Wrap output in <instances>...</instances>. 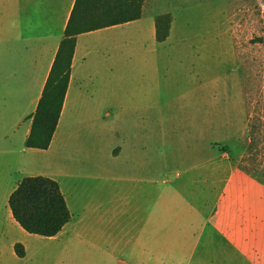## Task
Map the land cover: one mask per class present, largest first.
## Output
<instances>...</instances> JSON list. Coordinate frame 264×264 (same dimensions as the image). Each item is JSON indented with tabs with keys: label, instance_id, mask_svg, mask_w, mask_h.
I'll return each instance as SVG.
<instances>
[{
	"label": "rangeland",
	"instance_id": "374dc122",
	"mask_svg": "<svg viewBox=\"0 0 264 264\" xmlns=\"http://www.w3.org/2000/svg\"><path fill=\"white\" fill-rule=\"evenodd\" d=\"M160 14L170 39L192 46L175 43L168 57L136 22L106 31L125 60L120 93L111 46L108 101L74 105L58 148L28 155L26 171L55 172L103 204L98 215L124 201L142 264H264V0H145L144 20ZM6 104L0 150L21 141Z\"/></svg>",
	"mask_w": 264,
	"mask_h": 264
},
{
	"label": "crops",
	"instance_id": "0c3cea01",
	"mask_svg": "<svg viewBox=\"0 0 264 264\" xmlns=\"http://www.w3.org/2000/svg\"><path fill=\"white\" fill-rule=\"evenodd\" d=\"M75 1L0 0V102L7 103V110L12 115L16 112L10 124L14 132H20L21 140L19 147L11 145L0 150V264H142V248H136L134 241L142 238L143 234L126 231L124 201L120 205L118 199L117 205H112L114 214L98 215V211L104 209L103 204H94L76 196V189L59 183V176L55 172L50 173V176L45 175L56 178L71 212L70 221L51 237L25 231L13 218L8 206L10 193L23 177L45 174L26 171L28 165H25V161L33 152L50 155L58 148L62 129L74 105L79 104L82 111L93 112L95 106L108 101V96L102 95L108 83L109 67L106 68V65L113 52L118 54V58L113 63L112 74L120 93L125 60L120 58L119 42L104 37L106 31L116 33L114 27L136 22L137 28L134 30H142L143 36H146L143 44L150 42L155 53L162 50L168 57L175 43L192 46L186 40L172 41L171 28L168 37L158 41L155 19L152 22L143 19L144 5L143 15L138 19L79 33L76 36L69 85L51 143L47 149L26 147L25 141L32 123L29 116L35 111L41 97ZM120 32L124 31L117 34ZM157 57L152 56L151 59L157 63ZM140 68L144 73H151V66ZM27 93L30 95L26 101L17 96ZM115 147H118L117 153L114 154L112 149V154L119 157L123 145L117 144ZM16 174L20 175L14 179ZM16 243L23 244V257L16 254Z\"/></svg>",
	"mask_w": 264,
	"mask_h": 264
},
{
	"label": "trees",
	"instance_id": "16d2710c",
	"mask_svg": "<svg viewBox=\"0 0 264 264\" xmlns=\"http://www.w3.org/2000/svg\"><path fill=\"white\" fill-rule=\"evenodd\" d=\"M145 0H76L64 36L59 44L41 97L32 118L25 146L47 149L57 128L69 85L72 57L79 33L117 25L140 18ZM171 16L155 18L158 41L169 35ZM8 206L13 218L28 233L45 237L56 235L71 219V212L59 183L45 175L23 177L10 193ZM19 257L23 244L16 243Z\"/></svg>",
	"mask_w": 264,
	"mask_h": 264
}]
</instances>
